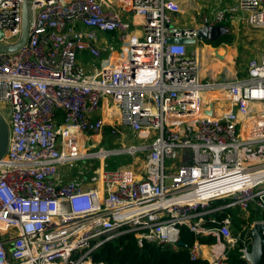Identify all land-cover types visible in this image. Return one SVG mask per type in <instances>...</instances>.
Returning a JSON list of instances; mask_svg holds the SVG:
<instances>
[{
	"label": "built area",
	"instance_id": "built-area-1",
	"mask_svg": "<svg viewBox=\"0 0 264 264\" xmlns=\"http://www.w3.org/2000/svg\"><path fill=\"white\" fill-rule=\"evenodd\" d=\"M23 1L0 0V46L19 41ZM237 2L250 26L264 30V0ZM29 6L25 44L0 53V113L9 126L0 264H94L96 249L125 234L176 250L181 227L216 240L195 241L192 260L226 264L241 241L249 264L250 232L233 236L230 217L216 214H264V55L248 61L244 76L208 79L188 45L168 41L197 39L200 27L225 20L224 10L180 27L169 0ZM105 102L116 111L111 133L127 131L131 144L82 151L81 135L102 130ZM122 155L139 169L92 163ZM78 163L83 176L63 180Z\"/></svg>",
	"mask_w": 264,
	"mask_h": 264
},
{
	"label": "trees",
	"instance_id": "trees-1",
	"mask_svg": "<svg viewBox=\"0 0 264 264\" xmlns=\"http://www.w3.org/2000/svg\"><path fill=\"white\" fill-rule=\"evenodd\" d=\"M233 37L229 34L223 35L217 42L212 43L213 47L221 44H231ZM111 135V128L104 127V136ZM130 161L128 156H111L105 159L104 169L114 170L118 165L126 164ZM95 162H92L94 167ZM91 164V162H90ZM239 210L227 209L216 214L218 220L229 216L232 226L230 231L233 236L240 234L241 239L249 233V226L255 221H262L264 224V214L259 211L249 210L250 216L247 219H241ZM245 226V229L241 227ZM179 241L182 246L176 250L170 247H159L150 242H144L142 246L137 244L133 234H125L111 241L104 243L91 254V260L94 264H208L202 259L192 260L190 250L197 241L200 245H212L216 242L214 237L195 236L189 232L186 227H181ZM242 242L238 241L236 246L226 253V264H246L241 259L240 249ZM263 258L261 264H264V246L262 247Z\"/></svg>",
	"mask_w": 264,
	"mask_h": 264
},
{
	"label": "crops",
	"instance_id": "crops-1",
	"mask_svg": "<svg viewBox=\"0 0 264 264\" xmlns=\"http://www.w3.org/2000/svg\"><path fill=\"white\" fill-rule=\"evenodd\" d=\"M169 1L177 4L179 7V10H180L179 13L177 15H174L175 16L174 24L178 25L180 27H196V26L200 27L199 22H197V18H199V16H200L199 12L203 11V10L204 11L211 10L210 6L212 4V0H169ZM218 1H222V0H218ZM237 1L238 0H229L228 2L226 1L225 3H223V4H225V6H221V8H218L214 11V13L218 10L226 11L227 15H226V18L224 21H226V19H227V22H226L227 26L226 27L223 26V27L227 28V30H231V27H235L236 24L239 25L242 23L243 25H248V27L253 29V30H258L261 32L264 31V30H259L257 28H253L252 26H250V24L248 22L247 13L242 12L237 8V4H238ZM206 17H208V16H206ZM186 18H188L189 22H186V20H185ZM125 19H127V18H125ZM217 26H222V25H221V23H219V24H217ZM231 31H233V30H231ZM227 34H228V32H227ZM258 37L259 36L256 35V39H258L257 45L261 43V49L258 51L256 50V55L251 56L247 60V63L251 58L260 57V56L264 55V52H263L264 50L262 49L264 47V38H263V36H260L259 38ZM195 40L196 41L194 44L188 45V51L190 49L191 51H189V52H193L194 55H196L198 57V59L200 61V67H201V76L203 78L217 79L218 77H220L219 75L222 74L223 70H225V71L230 70L229 66H227L226 63H230L231 61L226 62V61H228V55L222 54L225 50L223 47H225L226 44L225 45L221 44L218 47H213L211 45L212 43L199 41L197 39H195ZM247 63H246V67H247ZM215 64L220 65L218 68L219 70L216 72V74L212 73L213 76H209L208 70H211L212 66ZM210 73H211V71H210ZM218 73H221V74H218ZM227 77L222 78V79L231 80L234 78H238L236 75H232V77H229V78H227ZM100 114H101L103 120L107 119L108 121H112L113 123H115L117 120L116 111L111 106L110 103L105 102L102 105L101 110H100ZM111 114L112 115L115 114V116L112 119L109 117ZM60 122L61 121H59V123ZM80 138L82 139L84 146H85V143H87L88 141H91L89 139V137H86L83 135H81ZM104 161H96L95 165L96 166L100 165V167H103ZM83 166H85V164L78 163L76 168L72 171V173L71 172L68 173V176H63L62 179L66 180L70 177H77L80 179L81 176H83V173L80 171V168ZM87 175H88V173H87ZM202 251H204V247H201V252Z\"/></svg>",
	"mask_w": 264,
	"mask_h": 264
},
{
	"label": "rangeland",
	"instance_id": "rangeland-1",
	"mask_svg": "<svg viewBox=\"0 0 264 264\" xmlns=\"http://www.w3.org/2000/svg\"><path fill=\"white\" fill-rule=\"evenodd\" d=\"M226 1L228 2L229 0H222V1L212 0V4L210 6L211 10L200 11L199 12L200 16L199 18H197V22L200 23V18L202 16H208L211 18L212 14L214 13L216 9L221 8V6H225V4L223 3H225ZM185 20L186 22H189L188 18H186ZM226 22H227V19L226 21H223L220 23L222 26L226 27L227 26ZM213 26H217V24ZM231 30H228V34L233 37L232 43L229 45L224 44L226 48L222 46L225 49L222 54L228 55V61L226 62L231 61L230 63H226V65L229 66L230 70L228 71L223 70L222 74L218 73V74H221L219 75L220 77L217 76L219 79L225 78L227 76H228L227 78H229V77H232V75H236L237 77L244 76L246 72L247 60L251 56L256 55V50L258 51L261 49V43L257 45L258 39H256V35H258L259 37L263 36L264 38V31L261 32L258 30H253L249 28L248 25H243L242 23L239 25L236 24L235 27H231ZM262 49L264 50V47ZM189 51L191 50L189 49ZM219 66H220L219 64L213 65L211 70H208L209 76H213L212 73L216 74V72L219 70L218 69ZM0 107H2V105H0ZM103 122H104V125L102 127L101 132H99V134L95 136L88 135L91 141H88L87 143H85L84 147L80 148L82 151L88 150V152L89 151L96 152V151H100V149H106V150L118 149V148L120 149L122 147H127L131 144V142L126 141V139L128 138V136H130V134L125 130H122L120 128L118 129L117 127H113L116 129L115 134L111 133V135L104 136V127L109 126L112 131V126H114V123L112 121H108L107 119L103 120ZM122 156H128V155H122ZM137 164L139 163L137 162ZM124 165H131L133 166L135 170L139 169V166L135 165L134 161L131 159L126 164L118 165V167H122ZM239 216L241 217V219H247L250 216V212L240 211ZM254 223H256V221ZM254 223L252 225H254ZM241 228L245 229V226H242ZM250 228H251V225L249 226V232L251 230ZM250 245H251V241H250ZM250 245L248 248L249 250H250Z\"/></svg>",
	"mask_w": 264,
	"mask_h": 264
},
{
	"label": "water",
	"instance_id": "water-1",
	"mask_svg": "<svg viewBox=\"0 0 264 264\" xmlns=\"http://www.w3.org/2000/svg\"><path fill=\"white\" fill-rule=\"evenodd\" d=\"M31 0H24L22 4V21H21V36L19 41L14 45H1L0 53H11L19 50L26 42L29 19H30V6L29 2ZM228 32L227 28L223 26H202L196 31V38L199 41H204L208 43H214L219 40V38ZM170 43H180L185 45H192L195 43V39H169ZM9 142V126L5 117L0 113V161L4 158ZM251 237L250 250L247 254V259L249 264H261L263 253L262 247L264 246V224L256 223L252 226L249 233ZM177 246H182L179 241Z\"/></svg>",
	"mask_w": 264,
	"mask_h": 264
}]
</instances>
